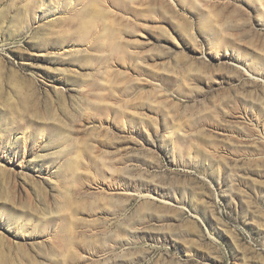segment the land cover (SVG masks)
<instances>
[{
    "label": "rangeland",
    "instance_id": "rangeland-1",
    "mask_svg": "<svg viewBox=\"0 0 264 264\" xmlns=\"http://www.w3.org/2000/svg\"><path fill=\"white\" fill-rule=\"evenodd\" d=\"M0 264H264V0H0Z\"/></svg>",
    "mask_w": 264,
    "mask_h": 264
},
{
    "label": "bare ground",
    "instance_id": "bare-ground-1",
    "mask_svg": "<svg viewBox=\"0 0 264 264\" xmlns=\"http://www.w3.org/2000/svg\"><path fill=\"white\" fill-rule=\"evenodd\" d=\"M221 34V33H220ZM142 35V34H141ZM141 35L138 34H131L128 36V41L130 42H139V36L141 37ZM223 35V34H222ZM220 37V36H219ZM218 37V38H219ZM220 39V38H219ZM207 45L209 47L210 52H213L214 55H216L217 57L220 55L222 45H220L216 40L213 41V43L207 41ZM226 45V44H225ZM231 46V45H230ZM238 46V45H237ZM225 47H228V45H226ZM233 47V46H232ZM240 47V46H239ZM234 48V47H233ZM227 49V48H226ZM237 51V50H236ZM246 52V51H245ZM246 54V53H245ZM147 131V130H146ZM153 134V133H152ZM147 136L150 137V135L147 133Z\"/></svg>",
    "mask_w": 264,
    "mask_h": 264
}]
</instances>
